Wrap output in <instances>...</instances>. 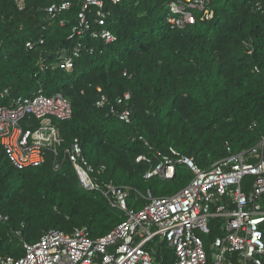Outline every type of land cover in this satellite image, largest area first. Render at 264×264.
<instances>
[{
	"label": "trees",
	"instance_id": "obj_1",
	"mask_svg": "<svg viewBox=\"0 0 264 264\" xmlns=\"http://www.w3.org/2000/svg\"><path fill=\"white\" fill-rule=\"evenodd\" d=\"M61 1L26 0L21 10L15 0H0V105L40 89L60 92L73 105L67 120H25L34 132L45 125L56 131L41 165L17 168L0 142V212L10 218L0 222V264L22 257L23 241L35 243L49 230L85 227L97 239L125 219L101 191L81 186L66 156L76 138L102 183L130 188L135 209L147 204V190L173 195L192 180L181 164L172 178L146 179L171 147L209 169L229 154L227 146L240 153L264 138V10L257 5L263 0H210L213 17L194 11L196 24L185 28L167 21L173 0H105L113 43L71 37L81 3L70 0L68 11L50 19L46 8ZM79 41L85 49L75 67H57L60 52ZM126 93L130 98L119 102ZM102 95L107 101L98 106ZM125 107L132 111L130 123L117 114ZM140 156L150 161H137ZM219 234L212 225L206 244ZM149 247L156 248L157 262L175 261L165 241Z\"/></svg>",
	"mask_w": 264,
	"mask_h": 264
},
{
	"label": "built area",
	"instance_id": "obj_2",
	"mask_svg": "<svg viewBox=\"0 0 264 264\" xmlns=\"http://www.w3.org/2000/svg\"><path fill=\"white\" fill-rule=\"evenodd\" d=\"M79 1L81 10L71 37L89 35L106 43L115 42V35L107 28L110 12L105 9V0ZM110 1L118 4L122 0ZM15 2L21 10L26 7V0ZM209 3L210 0H173L167 21L172 27L185 28L196 24L194 11L203 12L204 18H212L213 13L207 9ZM257 5L264 10V0ZM71 7L72 1L63 0L49 5L46 12L50 19H55ZM91 13L93 19H90ZM44 43L45 39L40 38L39 44ZM27 47L35 46L28 41ZM83 49L85 45L79 41L72 51L62 50L57 67L73 69ZM7 94L8 90L3 96ZM129 98L130 94L126 93L119 102ZM106 101V96L102 95L97 105L104 106ZM117 114L125 123L132 120L128 107ZM72 115L69 98L60 92L49 95L43 89L0 105V142L12 164L19 169L41 165L46 151L56 141L53 127L45 125L34 132L25 127L26 119L67 120ZM227 150L226 157L204 169L193 157L171 147L169 153L162 154L160 162L147 171L146 179L172 178L177 165L181 164L192 171V180L173 195L157 197L147 190L142 195L147 204L135 209L128 203L130 188L113 182L102 183L98 177L100 171L84 156L81 142L76 138L66 156L81 186L87 191H101L112 207L124 212L125 219L97 239L92 238L85 227L72 233L49 230L35 243L23 241L25 254L18 259L10 257L3 264H161L157 262L156 248L149 247L156 240L165 241L172 248L173 264H264V138L248 151L232 153L230 146ZM141 160L150 161L145 156L137 159ZM9 220V216L0 212V222ZM212 225L218 227L221 234L207 245L204 236L212 233Z\"/></svg>",
	"mask_w": 264,
	"mask_h": 264
}]
</instances>
